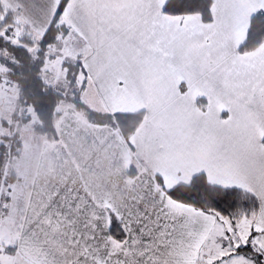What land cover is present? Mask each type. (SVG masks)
<instances>
[{"label": "snow or ice", "instance_id": "6c2138e0", "mask_svg": "<svg viewBox=\"0 0 264 264\" xmlns=\"http://www.w3.org/2000/svg\"><path fill=\"white\" fill-rule=\"evenodd\" d=\"M14 102L53 158L110 135L123 172L25 200L0 143V264H264V0H0L5 126Z\"/></svg>", "mask_w": 264, "mask_h": 264}, {"label": "crops", "instance_id": "0c3cea01", "mask_svg": "<svg viewBox=\"0 0 264 264\" xmlns=\"http://www.w3.org/2000/svg\"><path fill=\"white\" fill-rule=\"evenodd\" d=\"M93 97L99 101L95 91ZM101 104V103H100ZM102 105V104H101ZM103 107V105H102ZM75 112L73 109H69ZM82 116V115H80ZM109 132V129H105ZM151 134L152 129H148ZM112 140L110 135L103 137V141L96 147H90L86 142H78L70 145L69 151L59 159L53 158L52 152L46 149L45 143L40 147L38 157L34 165V182L31 188V196L34 192L43 193L57 183L63 185L69 180L74 186H79L99 196L105 188L116 190L119 185L123 166L114 163L115 155L112 148L106 145ZM135 160V157H132ZM177 167L193 166L191 162L177 163Z\"/></svg>", "mask_w": 264, "mask_h": 264}, {"label": "rangeland", "instance_id": "374dc122", "mask_svg": "<svg viewBox=\"0 0 264 264\" xmlns=\"http://www.w3.org/2000/svg\"><path fill=\"white\" fill-rule=\"evenodd\" d=\"M71 89L68 95H70ZM85 103L89 102L90 99L84 97ZM92 102L90 101V104ZM67 105V104H64ZM19 108L16 102L13 103L11 111L7 115L9 120V125L5 126L0 123V143L12 142L23 143V148L17 149V145H13L12 155L7 159V163L4 167V171L9 177L16 178L15 189L18 194L22 193L25 200H27L31 195V188L34 182V165L38 157V152L40 147L44 146V140L41 136L37 135L33 130V125L25 124V122L19 118L20 114L17 113L13 116L11 112H14ZM73 109V108H71ZM74 110V109H73ZM75 111V110H74ZM19 152V156L17 155ZM8 240L9 234L5 233L2 237ZM12 242H18L16 240V234H11ZM14 264H29L27 257L16 256L12 258Z\"/></svg>", "mask_w": 264, "mask_h": 264}, {"label": "trees", "instance_id": "16d2710c", "mask_svg": "<svg viewBox=\"0 0 264 264\" xmlns=\"http://www.w3.org/2000/svg\"><path fill=\"white\" fill-rule=\"evenodd\" d=\"M22 59H23V56H22ZM35 75H36V73H35L34 69L31 67V62H28V66H23V67H20V68H18L16 70V75L14 76V79L19 80L22 85H28L29 86L28 90L23 93V95L26 96V98L28 99L29 103L36 104V105H40L41 103H45V104H48L49 106H51L52 100H42V98L39 96L38 92H33L31 90V85L34 83L33 77ZM92 94H94V92L91 93V91L89 90L83 96V99H84V97L87 98V99H90V101L92 103L90 104V101H89V102H87V104L91 105L93 108L97 109V111H99V112L105 111L106 109L104 107H102V105L98 102V100H96L93 97ZM70 95H71V93H70ZM70 95H69V97H70ZM71 103H72V101H71L70 98L65 99L63 101V104H67L68 105V104H71ZM75 103H76L77 107H79V98L77 99V101ZM18 106L20 107L19 104H18ZM73 109L75 111L77 110L76 108H73ZM80 115H82V117H83V116H89L90 114L86 110L82 109L80 111ZM91 118L99 120L100 122H106L102 118H99V117H96V116H92ZM46 119H47V117H46ZM34 131H35V133L37 135L40 136L39 130H34ZM13 145H18V144H17V142H12L11 148H12ZM12 149L14 150V148H12Z\"/></svg>", "mask_w": 264, "mask_h": 264}]
</instances>
